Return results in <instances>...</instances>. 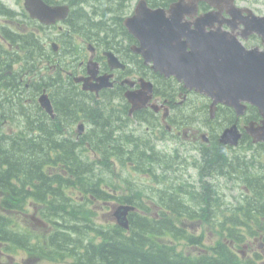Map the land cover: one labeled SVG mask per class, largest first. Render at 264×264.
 <instances>
[{"label":"trees","instance_id":"16d2710c","mask_svg":"<svg viewBox=\"0 0 264 264\" xmlns=\"http://www.w3.org/2000/svg\"><path fill=\"white\" fill-rule=\"evenodd\" d=\"M98 12L99 10L94 14H88L85 11H80L79 15H75L73 17V19L76 20V23L72 21L70 29L66 33V38L68 39L69 44H72L73 41H75L76 44V36L84 38L88 43H91L93 41H97L96 38L98 37H95V34L100 33L102 30H106L108 36L112 35L110 33L114 27L118 31H122V18H111L112 24L114 25L112 26L108 24L104 17L102 20H98L99 17L101 18L104 16V14L101 15ZM114 37L116 38V35H114ZM71 53L74 55L72 50ZM142 75L147 76L146 73H143ZM70 90L72 91H60V93L56 96L58 97L57 100H54L55 107L57 109H61V111L59 110V113L63 115L62 117L71 119L70 125H75L77 122L87 119L93 124L94 127L100 126L99 129H101L102 132H100L99 135L103 140L99 141L98 145H93L92 149H103L102 160L92 163L89 162V160L87 161L86 159L82 158V156L84 157L83 152L85 149H83L84 146H81L78 143H74L72 141H65L64 143L60 144H57L56 142L51 143L50 139L52 140L53 138L50 136L49 132L47 133V131L45 136L48 138H46L45 141L41 143H36L35 138L33 137V131L18 130L17 132L6 136L5 146H0V157H3L6 160V165L8 166V177L11 176L14 178L13 176L21 175V177L27 176L28 178H31V173L34 172H37V176L41 177L43 176L42 172L44 167L49 165L55 167L56 171H58L53 177L52 182L55 187L59 186L60 188L63 186L72 187L75 185L76 182L73 180V178H75V175H77L76 173H80L82 170L113 169V163L111 161L112 152L108 145L109 138L106 136V134L109 133L110 137L112 138L111 132H106L109 131L107 126L109 124L108 122L110 121L109 114L112 111L108 110L107 108L109 107L107 106L101 107L99 104H94L90 101H86V103L81 102L82 98L78 97L77 94H74V90L72 88ZM107 110L108 114L106 115ZM124 143L126 144L123 145L120 143L118 145L117 154L118 162L124 169L128 168L127 162L131 163L133 156L137 157L144 163L146 162L147 153H149L151 156H154L152 146L149 144L140 145L135 141V139L125 140ZM97 165H99V167H97ZM60 171L67 172L73 177H69L67 179L63 175L60 176L58 175L61 173ZM252 182L253 181H251V183ZM49 187L51 186L49 185ZM249 188L252 191L246 201V208H244L245 214L242 216L243 221L235 224L234 228L241 226V228L246 229V233L248 235H253L255 237L263 236L264 238V188L257 189V186L250 184ZM46 189H48V186L43 189L42 193ZM52 191L55 197L53 212L56 216L58 215V217L63 218V220L70 219L71 222L75 220L76 223L71 228L75 231L79 229V232L76 235L80 236L82 234L80 223L82 222L84 225L83 218H88L89 211L85 210L86 208L83 204L76 203L73 198L69 197L68 199H70V203L64 204L63 201H60L61 204L57 206V199L63 198V196L58 197L60 191L59 189L53 188ZM186 193L187 194H169V196H166V198H172L173 201L179 198V201L181 202H189L194 196L192 192L187 191ZM143 197V193L136 192L132 197L129 198L127 203L139 206L142 204L141 199H143ZM198 197L200 200H203L206 205L211 203L212 197L210 194H204L203 196L198 195ZM154 199L157 200V203L159 204L167 203L165 200L160 199L156 195H154ZM168 210L173 214L177 213V215H181V212L178 211L176 207H168ZM63 211H65V214ZM202 212L203 214L199 215L197 218L199 220L209 221L206 219V216H208V209L205 208L202 210ZM133 215L136 221H146L145 218L137 215L136 213ZM232 215L234 217L240 218L238 211L233 212ZM176 217L178 216H165L167 229H170L169 221L175 219ZM256 220H260V222L257 223ZM145 223H148L150 227H148V231L144 233L145 235H149L155 234L151 228H157V225L164 224L165 222L159 221L153 223L152 221L147 220ZM253 223L255 225H253ZM99 233L101 234V232ZM232 233L233 231L231 230V234ZM179 237L186 241L188 240L191 244H195L197 240L194 238L195 236L188 235L184 231L179 233ZM57 239L58 234H55V240L57 241ZM68 239H73L74 241L79 242L78 244L80 245L79 246L77 242H72V244L75 245H71V256L72 259L75 260V264H227L222 260H228V264L231 262V260H229L230 257L229 259L219 258L212 260L208 258L207 254L200 256H185L184 254L182 257L179 255L174 256L175 247L168 246L166 243L157 244L151 235L143 238H138V236H135L131 240L123 241L110 240L109 242L100 245L91 244L87 246H84L82 241H78V238L69 236ZM76 251L78 253L77 256L75 254ZM176 259L179 260L175 261Z\"/></svg>","mask_w":264,"mask_h":264},{"label":"water","instance_id":"95a60500","mask_svg":"<svg viewBox=\"0 0 264 264\" xmlns=\"http://www.w3.org/2000/svg\"><path fill=\"white\" fill-rule=\"evenodd\" d=\"M192 5L183 1L173 5L167 17L162 9L151 10L143 1L137 7L132 18L126 20L129 31L140 42L134 50L140 54L145 64L152 63L155 71L165 76H176L185 83V87L205 92L215 99L214 105L224 103L236 108L238 114L244 112L242 102L256 106L262 115V125L250 124L247 132L254 141H264V52H245L240 44L220 30L207 32L217 17L207 15L195 23L184 22L186 15L195 11L193 5L200 0H190ZM216 6L219 0H205ZM27 10L44 23H54L64 18L67 8H49L40 0H26ZM263 20V19H262ZM257 20L254 30L264 36V22ZM112 69L124 66L112 53L107 54ZM89 63L90 77L84 79L85 90L99 92L112 87L110 76L97 77ZM96 81V83L92 82ZM131 87L133 82H127ZM141 89L128 91L126 98L132 105V111L142 109L151 99L152 83L140 80ZM40 103L53 115L48 96L43 95ZM82 130V126L80 127ZM241 134L236 126L225 130L221 136L223 143H238ZM133 208H119L118 215L126 220Z\"/></svg>","mask_w":264,"mask_h":264},{"label":"flooded vegetation","instance_id":"af4514ba","mask_svg":"<svg viewBox=\"0 0 264 264\" xmlns=\"http://www.w3.org/2000/svg\"><path fill=\"white\" fill-rule=\"evenodd\" d=\"M3 9H1L0 4V61L4 60L5 54H8L10 60L12 61L11 67H18L20 72H18L17 76L19 77H13V76H6L7 79L10 81V89L13 88L16 90V93L14 95H8L7 92L0 93V146L3 147L6 144L5 139V131L7 129L12 130L14 127L12 125V120H16L15 118H12V115L10 117L6 116V110L8 107H10L13 111H15L18 115H21L19 117L16 116L17 119H21L24 122H21V124H24L22 129H28L33 130L34 138L36 143H41L45 141L46 131L50 133V136H52L53 140H50L51 142L59 141L61 139H68L67 138V129L63 128L61 124H54L49 123L47 120L49 119L46 115V112L39 106L38 103V97L40 96V91H46L51 98V101L56 100L58 97H55L54 94V87L57 84L58 87L63 85L64 89L67 88L71 84L70 79L66 78L70 74V63L69 61H65L64 67L66 69H63L65 72V77L62 75L57 83L55 84V79H53L52 76L47 79L46 82H43L41 75L44 73V67L39 68L38 65H36V62L34 61V58L29 60L27 58L26 53L24 54L22 51V45L18 39L16 40L14 38V34L18 33V26L15 27L16 30H11L7 32L5 30V24H15L14 22L10 21V17L12 14H6L3 13ZM247 14L245 12L242 13L241 19H238L236 22L239 24V28L236 29L235 35L239 38L245 36V33L243 32V25L242 20L243 18H247ZM229 19V17L227 16ZM224 29H228L227 25H224ZM6 33H9L10 41H7L5 38ZM132 41L131 39H128ZM243 44L248 49H256L262 47L261 38L256 34H250L246 40H243ZM134 42V41H132ZM125 47V45H122ZM59 57H61L63 54L61 51L58 52ZM93 58L95 62L98 63L99 69H100V75L102 74H113L114 75V81L116 82L115 86H124L121 84V81H123L127 76L126 72L127 70H115L111 71L108 63L107 58L104 56L103 52H100L98 49H96L93 52ZM23 59L27 61L26 66L23 64ZM122 61L130 68V58L127 57V55L121 56ZM1 64V62H0ZM81 69L78 72V76H86L87 75V68L86 65H83V63L80 64ZM55 66L53 64H48L46 70L54 71ZM3 79L0 77V80ZM74 79V78H73ZM74 82V88H79L80 94H86L87 96H94L92 93H84L85 91L82 90V84H78L75 81ZM5 84H0V87L4 86ZM23 87H25V92L23 91ZM19 89V90H18ZM105 91V90H104ZM102 91L101 94L105 93ZM11 93H14L12 91ZM96 96V95H95ZM54 104V102H53ZM61 111V109L59 108ZM174 111L178 110L177 108H173ZM25 112V113H24ZM32 113V114H31ZM26 117H25V116ZM30 115V116H29ZM24 116V117H23ZM29 116V117H28ZM27 118V120H26ZM182 116L177 115L174 113L173 115L170 113V120L174 124H178L182 122ZM246 118V117H245ZM25 119V120H24ZM246 122V120H244ZM26 122V123H25ZM26 124V125H25ZM48 124V125H47ZM28 125V126H27ZM198 126V120L194 118V120H191V130L195 132V134L198 132V130L194 129L193 127ZM39 127V128H38ZM49 127V129H48ZM52 129V130H51ZM45 130V131H44ZM51 131V132H50ZM65 131V132H64ZM87 130L84 131V134H86ZM3 132V133H1ZM55 134H54V133ZM58 132V133H57ZM172 135H174L173 132H171ZM65 134V135H64ZM69 134L71 136V131H69ZM57 135V136H56ZM61 135V136H60ZM39 139V140H38ZM78 139V138H77ZM195 140V138L193 139ZM188 143L193 146L195 142L188 141ZM242 149V148H241ZM227 150L236 151V149H230L227 148ZM2 159L1 161H5L3 157H0ZM216 167V165H214ZM45 171V170H44ZM42 172V177L37 176V172L32 173L31 178L29 179H23L19 176H11L9 179L7 178L6 174V168L5 166H2L0 168V264H45L48 262V259L46 258L47 255L50 253L48 243L46 240L47 236V230L49 228V224L54 223L53 219L51 218V211L53 209L55 197L54 193L52 191L53 188L59 189L58 197L63 196V198H59L58 201H63L68 203V192L70 187L69 186H63L55 187L53 185V177H54V171L48 170L46 172ZM50 183V184H49ZM8 185L15 187L18 189V197L20 198V203H15L14 206L16 208H10L7 209V200H6V193L8 189ZM49 185L51 187H49ZM48 186V189H46L43 193V189H45ZM113 191L114 196L112 198V209H115L119 207L121 204H119L118 201V193L115 191V189H109ZM30 191L33 195V198L31 201L28 202L29 209L32 211V216L30 217L28 214L22 213V210H24V202H26V199L24 196L20 195L22 192ZM102 191V188L100 187L98 189V193ZM108 192V191H107ZM83 193V192H82ZM109 193V192H108ZM16 197V199L18 198ZM91 201L94 203L100 202L99 199H96L94 196L90 195ZM107 203V202H106ZM13 214L16 221L18 220L19 224H21L22 220L27 223L33 231L31 233L26 232L27 237L33 238L32 240H29L26 242V245L31 244V249H26V246L16 247L14 245V242H8L7 241V223L6 218L7 214ZM35 217L37 222L32 221L31 218ZM28 218L31 219V223H28ZM128 224L129 229L127 231L118 227L116 225V220L113 219L111 222H107V225L104 226L105 232L113 235V240H117V238L127 237L131 240L132 236L135 235V231L144 230V225L140 222H136L130 215H128ZM20 220V221H19ZM22 225V224H21ZM23 226V225H22ZM138 226V227H137ZM142 226V227H140ZM16 227V225H15ZM142 228V229H140ZM16 230H19V228L16 227ZM138 236V234H137ZM226 249L229 253H233L238 255L239 253L242 254L244 258L250 257L251 255H260L264 257V243H258L257 239L248 242L242 245L235 244L234 241H225ZM65 246L62 244V247ZM246 252H249L250 254L247 255ZM29 255L35 256L30 257Z\"/></svg>","mask_w":264,"mask_h":264},{"label":"rangeland","instance_id":"374dc122","mask_svg":"<svg viewBox=\"0 0 264 264\" xmlns=\"http://www.w3.org/2000/svg\"><path fill=\"white\" fill-rule=\"evenodd\" d=\"M6 1L9 2L10 6H12L13 9L17 10V5L15 4L17 0H6ZM246 6H249V7L253 8V9L257 10L258 12H264V0H249L246 3ZM121 103H119L116 106L117 111L123 109V106L121 105ZM172 147L174 148L175 145H172ZM116 168H117V170H119L120 166L118 165ZM193 174H196V173L193 172ZM133 178H134V180L136 182L137 181H141L142 179H144V181H147L146 179H148V178H144V177L139 178L138 176H134ZM226 190H227V193H228V195H227L228 200L230 202H234L235 195H236V193L238 191L237 190H232L230 187L226 188ZM90 205L92 206L93 210L96 212L95 217H97V222L99 224L106 223V222H111L110 221L111 213H110V210H109L107 204H104L102 202H96V203L90 204ZM203 230L206 231V235L207 236H210L209 233L207 232V227H203ZM206 241H209V239L207 237H206ZM45 264H58V263L47 262Z\"/></svg>","mask_w":264,"mask_h":264},{"label":"bare ground","instance_id":"6f19581e","mask_svg":"<svg viewBox=\"0 0 264 264\" xmlns=\"http://www.w3.org/2000/svg\"><path fill=\"white\" fill-rule=\"evenodd\" d=\"M18 90H19V89H18ZM70 91H72V90H70ZM73 93H74V92H73ZM71 94H72V93H71ZM24 113H25V112H24ZM31 114H32V113H31ZM24 116H25V115H24ZM24 116H23V117H24ZM29 116H30V115H29ZM29 116H28V117H29ZM56 116H57V113H54L53 116H52V118H51V120L54 121ZM25 117H26V116H25ZM106 117H107V116H106ZM16 119H17V118H16ZM24 120H25V119H24ZM26 120H27V118H26ZM99 120H100V119H99ZM100 121H101V120H100ZM79 122H80V121H79ZM98 122H99V121H98ZM102 122H103V119H102ZM102 122H101V123H102ZM25 123H26V122H25ZM108 123H109V122H108ZM25 125H26V124H25ZM47 125H48V124H47ZM27 126H28V125H27ZM38 128H39V127H38ZM94 128H95V127H94ZM48 129H49V127H48ZM51 130H52V129H51ZM110 130H111V129H110ZM44 131H45V130H44ZM50 132H51V131H50ZM64 132H65V131H64ZM106 132H107V131H106ZM47 133H48V132H47ZM53 133H54V132H53ZM57 133H58V132H57ZM54 134H55V133H54ZM64 135H65V134H64ZM56 136H57V135H56ZM60 136H61V135H60ZM51 137H52V136H51ZM54 137H55V136H54ZM54 137H53V138H54ZM46 138H48V137H46ZM54 139H55V138H54ZM38 140H39V139H38ZM50 140H51V139H50ZM52 140H53V139H52ZM57 141H58V140H57ZM39 148H40V147H39ZM41 150H42V149H41ZM137 227H138V226H137ZM140 227H142V226H140ZM140 229H142V228H140ZM151 233H152V232H151Z\"/></svg>","mask_w":264,"mask_h":264}]
</instances>
